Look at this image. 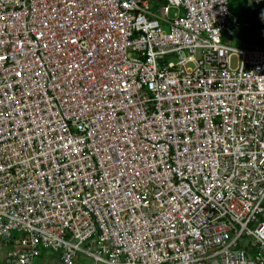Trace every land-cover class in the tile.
<instances>
[{"label":"built area","instance_id":"built-area-1","mask_svg":"<svg viewBox=\"0 0 264 264\" xmlns=\"http://www.w3.org/2000/svg\"><path fill=\"white\" fill-rule=\"evenodd\" d=\"M239 26L230 0H0L8 264H264V33Z\"/></svg>","mask_w":264,"mask_h":264},{"label":"trees","instance_id":"trees-1","mask_svg":"<svg viewBox=\"0 0 264 264\" xmlns=\"http://www.w3.org/2000/svg\"><path fill=\"white\" fill-rule=\"evenodd\" d=\"M249 0H230L231 12L237 17L238 28L237 42L241 46L255 47L262 43L264 33V1L252 9Z\"/></svg>","mask_w":264,"mask_h":264},{"label":"rangeland","instance_id":"rangeland-1","mask_svg":"<svg viewBox=\"0 0 264 264\" xmlns=\"http://www.w3.org/2000/svg\"><path fill=\"white\" fill-rule=\"evenodd\" d=\"M234 44L241 45L237 41H235ZM0 264H8L7 251L2 248H0ZM39 264H61V262L59 261V256L57 253L48 251L45 256L41 258ZM78 264H91V260H89L87 257L81 256L79 258Z\"/></svg>","mask_w":264,"mask_h":264}]
</instances>
